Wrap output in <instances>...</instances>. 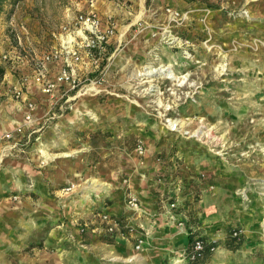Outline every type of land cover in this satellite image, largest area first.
<instances>
[{
  "label": "rangeland",
  "instance_id": "374dc122",
  "mask_svg": "<svg viewBox=\"0 0 264 264\" xmlns=\"http://www.w3.org/2000/svg\"><path fill=\"white\" fill-rule=\"evenodd\" d=\"M28 2L42 51L0 66V121L22 129L15 148L0 144V264H188L186 246L157 258L171 224L125 221L144 210L135 189L159 193L171 165L190 207L164 200L184 212L187 235L218 244L206 264H264V0H144L124 28L108 21L105 50L76 56L62 0H23L13 13ZM167 68L176 79L157 74ZM218 175L233 188L216 209L205 198ZM233 230L236 251L225 245Z\"/></svg>",
  "mask_w": 264,
  "mask_h": 264
},
{
  "label": "crops",
  "instance_id": "0c3cea01",
  "mask_svg": "<svg viewBox=\"0 0 264 264\" xmlns=\"http://www.w3.org/2000/svg\"><path fill=\"white\" fill-rule=\"evenodd\" d=\"M87 1L88 0H62L63 19L72 20L75 19L78 15L85 13L88 9ZM143 2L144 0H94L95 8L102 21V30L107 27V23H109V20L114 25V29L117 30L120 27L124 28V26H122V21H127L131 20L133 17L138 18L139 16H142ZM31 4L32 2L25 3V7L23 10V5L21 4V6L7 20H4L5 15L3 17H0V66L4 67L6 65V62L3 59L5 55H7L9 60L13 59L15 63L25 65L30 62V60H32L29 55L30 52H32L33 50L35 52L42 51L40 45L43 38V33L33 21V16H35L36 13H34V11L31 9ZM20 10L22 11L20 12ZM137 13L138 15L135 16V14ZM120 17H122V19ZM22 24L27 28L26 32H21L19 30V25ZM175 42L176 41H174V43ZM174 43L173 45H175ZM173 48H175V46ZM6 84L8 83H6L5 80H0V115L5 100L2 94H7L4 91V86ZM1 87L3 88V93ZM2 112L6 113V111ZM7 113H13V109L11 110L9 108L7 110ZM21 120L23 125L29 124L26 119ZM0 123L1 137L3 134L2 132L8 130L10 131L17 125L18 122L9 118V120L7 119L5 121H0ZM2 123L4 125H2ZM165 169L166 167H163L161 171L162 175H160V173L158 176V183L160 185V188L157 189L156 187V190L159 191V193L153 192L155 191V189L153 188V190H151V188L149 187L145 188L144 190H140L138 188L135 189L137 192V197L140 199L142 205L144 206V210L142 213L127 217V219L125 220L127 226H131L133 228H141L142 230H145L147 232H149L148 230L156 228L157 222H167V225L171 224L174 227L173 229L170 225L169 227H165V236L163 238H160V240H164L165 248H163L161 254L157 256L158 259H162L166 256V252L170 251L168 247L171 245L172 247H177L178 245L180 247H185L187 245V234L184 231V226L182 224H179L180 221H182L181 217L185 216L184 212L180 211L178 213L175 210H170L168 202L164 199H166L167 197L171 198L172 196H178V199L180 198L181 201L179 202L181 203V205H179L181 207L187 205L188 208L190 207L192 197V193H189L188 190L184 191L182 187V181H184L185 179H183L184 177L179 178L178 176L180 174V166L171 165V167H169V170ZM168 173H171V176L168 180L162 177ZM246 178L249 179L250 177ZM215 181L217 190L215 193H210L206 196L205 203L206 206L214 205V207L218 209V207L223 205L220 202L221 196H223L226 191H230L231 193L233 183H229L228 181L224 182L223 175H218L215 178ZM165 193H167V195ZM182 200L184 201L183 204ZM111 209L114 210L116 216L122 215V210H116L113 206H111ZM126 214L127 213H125L124 216H126ZM151 239L146 240L145 242L146 244H148V246L151 244Z\"/></svg>",
  "mask_w": 264,
  "mask_h": 264
},
{
  "label": "built area",
  "instance_id": "2783aa9c",
  "mask_svg": "<svg viewBox=\"0 0 264 264\" xmlns=\"http://www.w3.org/2000/svg\"><path fill=\"white\" fill-rule=\"evenodd\" d=\"M88 9L85 13L78 15L75 18V31L74 34L71 33V35H75L78 37L77 43L73 42H66V43H72L67 46L66 49H70L69 51L72 52L73 56H76V52L80 49H84L87 51H92L96 49H103L105 50V47L108 44L109 38L114 34V30L109 25L102 30V21L100 19V16L98 15V12L94 5V0H88ZM15 27V26H12ZM19 30L21 32H26L27 29L25 25H19ZM52 57V56H51ZM4 60L8 59L7 55L3 57ZM45 60H49V56L45 57ZM31 115L28 113L25 117L26 121L29 122ZM174 130L176 129V125H174ZM21 127H17L13 131H7L2 134L0 137V144H5V149H13L16 147L15 142V136L21 132ZM2 147V146H1ZM136 199L133 197L129 200L130 208L133 210L137 209V203L135 201ZM169 208L176 209L177 204L176 202H172L169 205ZM116 223V222H113ZM110 231L112 230V227L108 228ZM233 236H238V232H234ZM203 248V243L200 240H196L194 242L193 246V252L197 253L200 252ZM193 258V256H192Z\"/></svg>",
  "mask_w": 264,
  "mask_h": 264
},
{
  "label": "trees",
  "instance_id": "16d2710c",
  "mask_svg": "<svg viewBox=\"0 0 264 264\" xmlns=\"http://www.w3.org/2000/svg\"><path fill=\"white\" fill-rule=\"evenodd\" d=\"M23 0H0V15L6 14L4 12V5L10 4L11 10L9 11L8 16L11 15L14 11V8L17 3H20ZM13 2V3H12ZM235 230L229 231L227 234L226 248L230 251H236L243 243L242 237L233 236ZM196 240H200L203 243V248L200 252L194 253L193 246ZM218 247L216 242H210L206 238L198 237L196 234L189 231L187 235V245H186V259L188 264H206L213 255V252ZM193 256V258H192Z\"/></svg>",
  "mask_w": 264,
  "mask_h": 264
},
{
  "label": "bare ground",
  "instance_id": "6f19581e",
  "mask_svg": "<svg viewBox=\"0 0 264 264\" xmlns=\"http://www.w3.org/2000/svg\"><path fill=\"white\" fill-rule=\"evenodd\" d=\"M153 71L154 70H147L146 72V75L147 76H150V75H152L153 74ZM168 71V68L167 69H164V70H158L157 71V74H160V75H163L165 78H169V79H176V77L175 76H173L171 73L169 74V72H167ZM90 123V122H89Z\"/></svg>",
  "mask_w": 264,
  "mask_h": 264
}]
</instances>
